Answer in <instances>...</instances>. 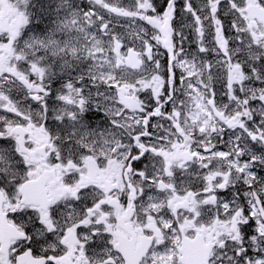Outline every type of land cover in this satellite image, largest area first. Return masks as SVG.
<instances>
[{
  "label": "snow or ice",
  "instance_id": "1",
  "mask_svg": "<svg viewBox=\"0 0 264 264\" xmlns=\"http://www.w3.org/2000/svg\"><path fill=\"white\" fill-rule=\"evenodd\" d=\"M0 264H264V0H0Z\"/></svg>",
  "mask_w": 264,
  "mask_h": 264
}]
</instances>
